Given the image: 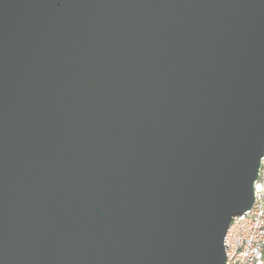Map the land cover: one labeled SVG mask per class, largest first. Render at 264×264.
I'll return each mask as SVG.
<instances>
[{"label": "water", "instance_id": "95a60500", "mask_svg": "<svg viewBox=\"0 0 264 264\" xmlns=\"http://www.w3.org/2000/svg\"><path fill=\"white\" fill-rule=\"evenodd\" d=\"M264 152V0H0V264H225Z\"/></svg>", "mask_w": 264, "mask_h": 264}, {"label": "built area", "instance_id": "2783aa9c", "mask_svg": "<svg viewBox=\"0 0 264 264\" xmlns=\"http://www.w3.org/2000/svg\"><path fill=\"white\" fill-rule=\"evenodd\" d=\"M251 207L231 218L224 237L225 264H264V152Z\"/></svg>", "mask_w": 264, "mask_h": 264}]
</instances>
